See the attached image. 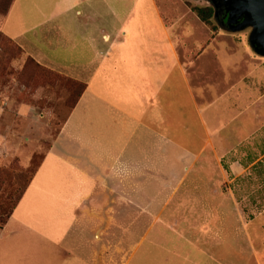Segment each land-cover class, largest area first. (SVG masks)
Segmentation results:
<instances>
[{
	"label": "crops",
	"instance_id": "1",
	"mask_svg": "<svg viewBox=\"0 0 264 264\" xmlns=\"http://www.w3.org/2000/svg\"><path fill=\"white\" fill-rule=\"evenodd\" d=\"M17 1L0 31L22 49L19 62L30 57L84 86L73 106L64 101L0 228V242L24 245L20 264H91L85 255L106 248L110 225L112 237L123 236L140 207L156 220L177 192L193 190L241 223L219 254L229 263L232 254H260L264 264V66L250 50L207 29L199 38L204 27L188 32L186 15L159 0H19L13 18ZM55 88L69 94L60 83L38 86L35 106L19 111L39 109ZM216 253L195 264H222ZM7 254L3 246L0 264H11Z\"/></svg>",
	"mask_w": 264,
	"mask_h": 264
},
{
	"label": "rangeland",
	"instance_id": "2",
	"mask_svg": "<svg viewBox=\"0 0 264 264\" xmlns=\"http://www.w3.org/2000/svg\"><path fill=\"white\" fill-rule=\"evenodd\" d=\"M159 3L164 8L176 9L178 16L186 15L182 24L186 25L188 32L197 33L196 30L202 32L201 27H204L205 33L199 38H206L207 30L213 33L212 36L219 34L233 38L244 44L256 61L264 66V57L257 55L249 46L250 29L232 33L218 26L213 19L211 25L205 24L194 12L195 7H204L202 5L205 3L194 0H159ZM20 12L18 0L13 10V18ZM3 17L4 14L0 12V23ZM1 47H7L8 52ZM7 57L11 59L7 60ZM21 57L22 55L11 43L4 41L3 46H0V228L57 131L61 117L67 112L63 103L66 101L67 104L69 97L67 92L63 91L59 94L58 88H55V93L43 100L39 109L20 112L18 106L22 102L32 103L35 106L34 91L37 88L34 80H29V73L36 72L35 67L30 64L24 67L27 59L19 62ZM261 69L264 70V67ZM57 83L68 89L66 80H58L53 86ZM212 164L214 165V161ZM207 176L210 177L211 174ZM215 178H218V175H215ZM225 185L221 184L224 190H226ZM192 193L199 196L195 190L185 191L183 197L182 191L177 192L169 205L158 209L156 218L154 217L156 220L147 207H140L139 220L123 223V236L112 237L109 231L114 225H110L107 239H103V244H107L106 248L93 246L84 259L91 264H195L200 263L203 256L205 258L217 252L216 258L219 256L222 264H260V254H232V263L227 261L226 252L219 254L218 249L225 245L227 240L226 231L238 230L241 223L236 222L234 216L229 219L220 210L217 212L218 205L214 207L208 202L207 205H203ZM221 202L218 201L217 204L220 205ZM250 207H246L248 212L255 210ZM240 208L242 210V207ZM212 211L213 217L207 219L206 214ZM100 227V224L95 226L97 233L93 241H98ZM253 244L257 246L254 240ZM3 246L11 264H20L21 251L25 248L18 242V238L11 237L6 243L2 240L0 250ZM198 248L209 251L210 254H204ZM66 261L67 258L62 263ZM31 264H49V262Z\"/></svg>",
	"mask_w": 264,
	"mask_h": 264
},
{
	"label": "trees",
	"instance_id": "3",
	"mask_svg": "<svg viewBox=\"0 0 264 264\" xmlns=\"http://www.w3.org/2000/svg\"><path fill=\"white\" fill-rule=\"evenodd\" d=\"M12 1L13 0H0V4H1V11L0 12H2L4 14V16L9 11V8L11 6ZM194 12L196 13L197 17L202 22H204L205 24H207V25H211L212 24L213 11H212V9L210 7H199L198 6V7H195L194 8ZM4 41L7 42V43H11L12 45H14L15 49L19 52V54L22 55V49L17 44H15L11 39H9L8 37H6L0 31V46H3V42ZM2 49H4L5 52L6 51L8 52L7 47H3ZM7 56H9V55L7 54ZM6 59L7 60H10L11 58L10 57H7ZM28 64L33 65V67H35L36 72H34V74L33 73H29L30 74L29 75V80H34L35 85L37 87L38 86H45L47 84L54 85L56 83V81H58V80H60V81L61 80H66V82L68 83L67 88L69 90V97H68V100H67V105L69 107L73 106V104L75 103V101L77 100V98L79 97L80 93L82 92V90L84 88L83 84H81L79 82H76V81H71L69 79H66L64 76L59 75V74H57V73H55V72H53V71H51L49 69H46L45 67H42L41 65H39L38 63H36L30 57L27 58V62L24 65V67L27 66ZM48 78L50 80L47 81ZM27 85H28V80H27ZM34 172H33L32 176L34 175ZM32 176H31V178H32ZM31 178H30V180H31ZM25 188L21 192L20 196L24 192ZM20 196L18 197L17 201L19 200ZM17 201L15 202V204L12 207V209L7 214V216L4 219V221H3L2 224H4L7 221L8 217L12 213V211H13L16 203H17Z\"/></svg>",
	"mask_w": 264,
	"mask_h": 264
},
{
	"label": "water",
	"instance_id": "4",
	"mask_svg": "<svg viewBox=\"0 0 264 264\" xmlns=\"http://www.w3.org/2000/svg\"><path fill=\"white\" fill-rule=\"evenodd\" d=\"M231 16L242 17L237 25H229L228 32L250 29L248 42L251 49L264 57V0H231Z\"/></svg>",
	"mask_w": 264,
	"mask_h": 264
},
{
	"label": "flooded vegetation",
	"instance_id": "5",
	"mask_svg": "<svg viewBox=\"0 0 264 264\" xmlns=\"http://www.w3.org/2000/svg\"><path fill=\"white\" fill-rule=\"evenodd\" d=\"M205 3L204 7H210L213 11V20L218 26L227 28L229 25H237L242 21V17L231 16V0H194Z\"/></svg>",
	"mask_w": 264,
	"mask_h": 264
}]
</instances>
